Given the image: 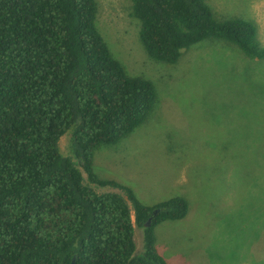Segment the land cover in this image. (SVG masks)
I'll use <instances>...</instances> for the list:
<instances>
[{"label": "trees", "instance_id": "obj_1", "mask_svg": "<svg viewBox=\"0 0 264 264\" xmlns=\"http://www.w3.org/2000/svg\"><path fill=\"white\" fill-rule=\"evenodd\" d=\"M213 10L207 0H132L131 15L153 61L175 65L207 39L263 61L256 24ZM97 13L96 0H0V264H167L154 230L188 213L183 197L148 206L94 172L96 150L133 133L157 104L152 82L109 48Z\"/></svg>", "mask_w": 264, "mask_h": 264}, {"label": "rangeland", "instance_id": "obj_2", "mask_svg": "<svg viewBox=\"0 0 264 264\" xmlns=\"http://www.w3.org/2000/svg\"><path fill=\"white\" fill-rule=\"evenodd\" d=\"M96 1L103 38L129 74L152 82L157 104L133 133L96 150L95 174L131 188L148 206L187 200L184 219L154 230L167 264H264V60L207 39L175 65L153 61L139 42L132 0ZM207 2L216 18L252 20L264 44V0ZM69 139L59 140L63 155ZM131 218L139 253L143 228L132 210Z\"/></svg>", "mask_w": 264, "mask_h": 264}, {"label": "water", "instance_id": "obj_3", "mask_svg": "<svg viewBox=\"0 0 264 264\" xmlns=\"http://www.w3.org/2000/svg\"><path fill=\"white\" fill-rule=\"evenodd\" d=\"M151 220V218L147 220V222L145 223V227H149L151 225ZM72 264H74V261L72 262Z\"/></svg>", "mask_w": 264, "mask_h": 264}]
</instances>
